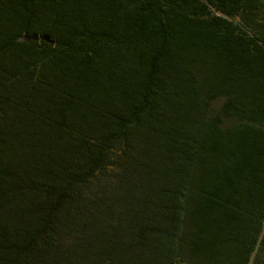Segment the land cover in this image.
I'll return each instance as SVG.
<instances>
[{
    "label": "trees",
    "instance_id": "trees-1",
    "mask_svg": "<svg viewBox=\"0 0 264 264\" xmlns=\"http://www.w3.org/2000/svg\"><path fill=\"white\" fill-rule=\"evenodd\" d=\"M0 264H264V0H0Z\"/></svg>",
    "mask_w": 264,
    "mask_h": 264
},
{
    "label": "water",
    "instance_id": "water-1",
    "mask_svg": "<svg viewBox=\"0 0 264 264\" xmlns=\"http://www.w3.org/2000/svg\"><path fill=\"white\" fill-rule=\"evenodd\" d=\"M38 38H39L38 35H35V34H32L30 36H24V39H26V40L38 39ZM40 38L48 40V36L47 35H42V36H40Z\"/></svg>",
    "mask_w": 264,
    "mask_h": 264
}]
</instances>
